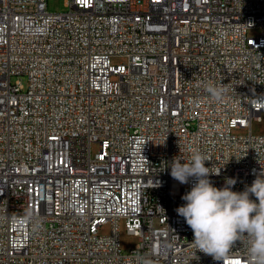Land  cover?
Listing matches in <instances>:
<instances>
[{
    "label": "built area",
    "instance_id": "obj_1",
    "mask_svg": "<svg viewBox=\"0 0 264 264\" xmlns=\"http://www.w3.org/2000/svg\"><path fill=\"white\" fill-rule=\"evenodd\" d=\"M48 1L0 0V264H248L245 238L195 248L170 164L198 148L236 192L264 170V0Z\"/></svg>",
    "mask_w": 264,
    "mask_h": 264
},
{
    "label": "clouds",
    "instance_id": "obj_2",
    "mask_svg": "<svg viewBox=\"0 0 264 264\" xmlns=\"http://www.w3.org/2000/svg\"><path fill=\"white\" fill-rule=\"evenodd\" d=\"M204 90L217 102H222L228 92L225 85L212 83H206ZM190 152L187 161L180 156L174 158L170 175L180 184L194 180L191 190L182 196L185 203L176 209L193 232L192 244L198 251L223 261L235 243L245 238L248 264H264V170L242 192L232 190L235 179L217 188L209 175H218L219 170L210 172L205 166L208 158L198 148Z\"/></svg>",
    "mask_w": 264,
    "mask_h": 264
},
{
    "label": "rangeland",
    "instance_id": "obj_3",
    "mask_svg": "<svg viewBox=\"0 0 264 264\" xmlns=\"http://www.w3.org/2000/svg\"><path fill=\"white\" fill-rule=\"evenodd\" d=\"M68 0H49L48 1V10L51 13L65 12L68 8L65 6ZM251 37H259L262 35L261 30H252L249 34ZM113 65H120L126 63V59L123 57H115L112 59ZM26 83V80L24 79ZM249 128L239 129L233 131L235 135H247L249 134ZM252 134L254 136H264V114L262 115L261 121L254 120L252 122ZM98 150V146H93V152L95 153ZM100 235H109L111 233L110 225H106L99 230ZM120 244L122 250L125 254H129L131 250L136 249V247L141 243L140 238L130 235L127 231L124 221L120 224Z\"/></svg>",
    "mask_w": 264,
    "mask_h": 264
}]
</instances>
